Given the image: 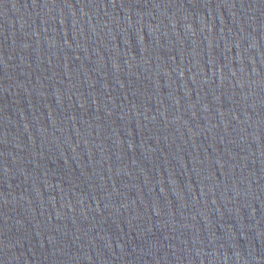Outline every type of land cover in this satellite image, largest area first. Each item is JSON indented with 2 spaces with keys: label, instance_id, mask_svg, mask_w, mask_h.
<instances>
[{
  "label": "water",
  "instance_id": "obj_1",
  "mask_svg": "<svg viewBox=\"0 0 264 264\" xmlns=\"http://www.w3.org/2000/svg\"><path fill=\"white\" fill-rule=\"evenodd\" d=\"M0 264H264V0H0Z\"/></svg>",
  "mask_w": 264,
  "mask_h": 264
}]
</instances>
